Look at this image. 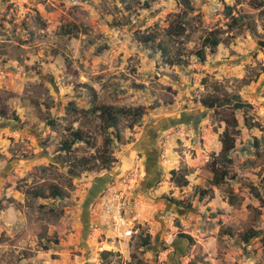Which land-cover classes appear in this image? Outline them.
<instances>
[{
  "label": "rangeland",
  "instance_id": "rangeland-1",
  "mask_svg": "<svg viewBox=\"0 0 264 264\" xmlns=\"http://www.w3.org/2000/svg\"><path fill=\"white\" fill-rule=\"evenodd\" d=\"M213 29L222 42L200 61L191 49ZM149 31L186 63L137 41ZM263 68L264 0H0V264H264ZM233 94L251 107L235 110L216 186L226 113L200 99ZM68 103L90 112L94 144L66 153L79 126ZM93 104L143 112L119 116L108 170L74 175L70 162L102 146ZM53 184L63 197L32 194ZM116 193L131 236L105 213Z\"/></svg>",
  "mask_w": 264,
  "mask_h": 264
},
{
  "label": "trees",
  "instance_id": "trees-1",
  "mask_svg": "<svg viewBox=\"0 0 264 264\" xmlns=\"http://www.w3.org/2000/svg\"><path fill=\"white\" fill-rule=\"evenodd\" d=\"M182 1H184L186 4L188 2V0ZM172 32L170 33H172V35L176 34V36H181L183 34V30H180L179 27H176V31ZM220 34L221 31L217 29L210 30L203 37L202 46L200 48H192L191 52L196 55L200 61H205L204 49L208 47L210 52H215L219 44L222 42ZM157 35L158 33L155 31H149L140 35L137 34L136 39L146 46L150 44L153 45L155 43L157 50L169 64H185V59L181 57L183 53H179L181 51H177L176 55H172L169 51V46L165 43V41H156ZM177 40L178 39H173V42H176ZM200 103L202 106L208 109L219 110L225 108L224 112L226 113V126L220 137L222 145L218 154L223 162V165L220 167H215L212 173V184L218 186L228 177L227 166L232 162L230 154L235 148V137L240 134V128L238 120L235 116V110L247 111V109L251 107V104L242 100L241 97L236 94H233L230 97H203L200 99ZM65 110L69 115L73 116L71 121L79 122V126L76 128H70V138L61 141V150L66 151V153L71 152V148L75 142H84L92 146L94 144V136L87 123L88 114H90L88 109L77 108L72 103H68V105L65 107ZM142 112L143 110L140 107L124 109L113 105L93 104L91 107V114L93 115L91 119L95 118L98 120L97 126L100 132L104 134L102 146L97 149L94 155H91L90 157H80L75 159L73 162H70L69 172L74 175H79L80 169H89L92 166L93 168L108 170L116 161L108 149L110 148L113 141L121 143L122 140L118 128L119 116L141 115ZM247 122L248 119H245L246 124ZM200 193L204 195L206 194V191L200 190ZM32 194L40 198H60L64 196L63 190L55 184L50 185L48 192L44 190H36ZM168 200L178 206L190 207V200L184 202L181 200L172 199L171 197H169ZM225 232L230 234L228 231ZM256 234V231L250 229L249 231L243 233L242 238L244 241L248 242L250 239L255 237ZM179 236L184 238L186 242L192 241V238L187 234L181 233ZM146 244H148L147 241ZM106 254H109V252H106Z\"/></svg>",
  "mask_w": 264,
  "mask_h": 264
},
{
  "label": "built area",
  "instance_id": "built-area-1",
  "mask_svg": "<svg viewBox=\"0 0 264 264\" xmlns=\"http://www.w3.org/2000/svg\"><path fill=\"white\" fill-rule=\"evenodd\" d=\"M125 201L120 193H116L105 202V213L111 217L115 228L122 231L121 235L131 236L132 224L124 216Z\"/></svg>",
  "mask_w": 264,
  "mask_h": 264
}]
</instances>
